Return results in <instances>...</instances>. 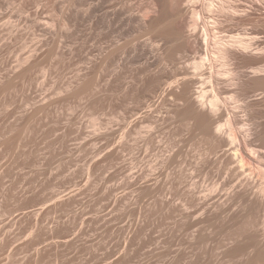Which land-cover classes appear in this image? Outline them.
<instances>
[{
	"label": "rangeland",
	"instance_id": "rangeland-1",
	"mask_svg": "<svg viewBox=\"0 0 264 264\" xmlns=\"http://www.w3.org/2000/svg\"><path fill=\"white\" fill-rule=\"evenodd\" d=\"M204 1L0 0V264H264V0Z\"/></svg>",
	"mask_w": 264,
	"mask_h": 264
},
{
	"label": "bare ground",
	"instance_id": "bare-ground-1",
	"mask_svg": "<svg viewBox=\"0 0 264 264\" xmlns=\"http://www.w3.org/2000/svg\"><path fill=\"white\" fill-rule=\"evenodd\" d=\"M195 1H198V0H195ZM206 1V0H205ZM204 1V2H205ZM190 2V1H189ZM194 2V1H193ZM201 2H203V0H201ZM208 3H206V4H204V9L206 10V8H208V7H210V10L211 11H213V12H216V13H220V12H223V11H225V10H228V6L225 4V2H223L222 3V1L220 2V0L218 1V0H211V1H207ZM191 3H192V1H191ZM198 3H200V0H199V2ZM264 3V2H263ZM202 3H201V5L200 6H202L203 5ZM260 4H262V2H260ZM199 6V7H200ZM193 9V8H192ZM191 9V10H192ZM204 9H203V11H204ZM201 10H202V8H201ZM197 13H198V11H197V9L195 8V9H193V11H192V17L194 18V17H196V15H197ZM190 15H191V12H190ZM193 21V20H192ZM190 21H188L187 23L188 24H190L189 23ZM198 23H197V21H195V19H194V22L192 23L191 22V24L190 25H186V26H188L187 28L189 29L190 28V32L192 31V32H194V31H196L197 29H198V25H197ZM207 28V27H206ZM209 30H211L210 28L208 29H205L204 30V32L203 33H201V36H199L200 38H202V39H205L206 41H207V37H208V32H209ZM198 31V30H197ZM197 31L195 32L196 34H197ZM191 32V33H192ZM198 32H200V31H198ZM199 35H200V33H198ZM194 37H196V36H194ZM201 39V40H202ZM204 40V41H205ZM196 41V40H195ZM199 42V41H198ZM202 43V42H201ZM200 43V44H201ZM216 44V46L214 47V46H212V47H214V49H212V51L213 52H211V53H214V55H217V57L218 58H222L223 60H224V62H223V66H228L229 65V61L231 60V58H233L234 57V55L236 54V49L238 50V49H240V50H244V51H252L251 49L253 48L252 46V42L251 41H248V39H246V38H244V37H239L238 39L237 38H235V39H232V40H230V41H226V42H224V41H222L221 39H219V38H217V40H216V42H215ZM208 52V54H209V51H207ZM215 57V56H214ZM214 59H216V57L214 58ZM201 66H203V64H201L200 62H197V68H199V67H201ZM227 70H226V72H228V68H226ZM263 69H261V68H258L256 71L258 72V71H262ZM264 71V70H263ZM229 73H232L231 71L229 72ZM200 102L202 103V104H207L206 103V101H205V96L204 95H200ZM209 107H210V109H212L213 111H216L217 109H218V103H217V101H211L210 103H209V105H208ZM248 126V125H247ZM222 128H223V125L222 124H218V125H216V130L217 131H221L222 130ZM233 137V136H232ZM262 192L264 193V185L262 186Z\"/></svg>",
	"mask_w": 264,
	"mask_h": 264
}]
</instances>
